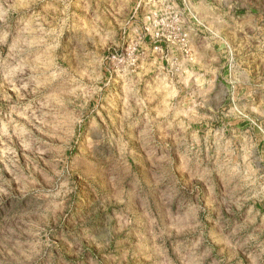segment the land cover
<instances>
[{
	"label": "rangeland",
	"instance_id": "374dc122",
	"mask_svg": "<svg viewBox=\"0 0 264 264\" xmlns=\"http://www.w3.org/2000/svg\"><path fill=\"white\" fill-rule=\"evenodd\" d=\"M0 264H264V0H0Z\"/></svg>",
	"mask_w": 264,
	"mask_h": 264
}]
</instances>
